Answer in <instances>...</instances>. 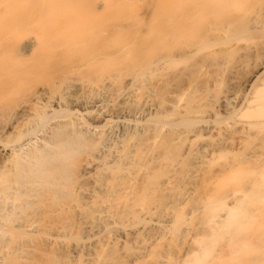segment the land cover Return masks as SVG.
Masks as SVG:
<instances>
[{
	"label": "bare ground",
	"instance_id": "6f19581e",
	"mask_svg": "<svg viewBox=\"0 0 264 264\" xmlns=\"http://www.w3.org/2000/svg\"><path fill=\"white\" fill-rule=\"evenodd\" d=\"M1 139L0 264H264V0H0Z\"/></svg>",
	"mask_w": 264,
	"mask_h": 264
},
{
	"label": "rangeland",
	"instance_id": "374dc122",
	"mask_svg": "<svg viewBox=\"0 0 264 264\" xmlns=\"http://www.w3.org/2000/svg\"><path fill=\"white\" fill-rule=\"evenodd\" d=\"M4 141H5V138L3 139ZM2 139L0 140L1 141V143L0 144H2V141H3ZM7 142V141H6ZM5 143V142H4Z\"/></svg>",
	"mask_w": 264,
	"mask_h": 264
}]
</instances>
